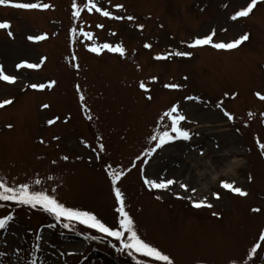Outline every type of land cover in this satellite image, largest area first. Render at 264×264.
Masks as SVG:
<instances>
[{
	"label": "rangeland",
	"instance_id": "1",
	"mask_svg": "<svg viewBox=\"0 0 264 264\" xmlns=\"http://www.w3.org/2000/svg\"><path fill=\"white\" fill-rule=\"evenodd\" d=\"M43 2L54 7L17 10L0 5V22H10L14 35L0 29V64L5 71L14 74L20 61L47 57L38 70H20L16 85L0 81V102L13 100L0 109V176L14 185L39 179L43 184L35 185L37 189H55L66 205L91 210L109 226H117L118 202L107 165L127 170L136 162L120 186L142 238L169 254L175 264H264V244L255 258L248 259L251 247L264 234V153L257 143V138L264 142V102L255 95L264 94V2L247 19L233 21L231 16L249 0H99L107 10L123 4L126 12L114 8L116 14L134 16L135 21H113L83 11L79 22L73 3L83 7L86 0ZM138 25H144L143 30ZM73 27L78 28L75 44ZM211 29L217 33L215 42H230L244 33L251 34V41L232 52L186 47V42ZM81 30L92 31L97 44L123 43L127 55L89 53L91 41L79 35ZM45 33L49 37L45 41L27 39ZM149 43L151 49L145 47ZM73 51L79 70L68 62ZM170 51H192L193 56L155 59ZM51 80L57 81L51 89L27 87ZM140 81L148 84L150 93L139 87ZM77 84L87 97L92 120L83 113ZM166 84L182 87L170 89ZM220 101L236 116L235 122L217 107ZM177 103L191 121L184 126L193 132L192 140L157 150L150 160L145 158L146 164L138 161L154 146L150 136L163 113ZM56 116L60 120L49 125L47 121ZM101 137L106 150L97 158L83 142L99 151ZM65 155L69 160L62 159ZM145 176L174 178L187 184L189 191H197L191 200L179 199L189 195L179 183L168 191L150 190ZM225 179L249 195L220 189ZM217 190L220 200L212 195ZM205 196L213 208L193 207L194 200ZM0 204L5 205L0 217L15 212L18 218L10 229L0 230V252L5 253L0 264L34 258L37 235H42L41 251L35 255L47 264H119L109 245L115 238L76 222L65 228L66 220L28 206ZM254 208L261 211L253 212ZM118 255L135 262L148 260L127 250Z\"/></svg>",
	"mask_w": 264,
	"mask_h": 264
},
{
	"label": "snow or ice",
	"instance_id": "2",
	"mask_svg": "<svg viewBox=\"0 0 264 264\" xmlns=\"http://www.w3.org/2000/svg\"><path fill=\"white\" fill-rule=\"evenodd\" d=\"M264 2V0H249L246 3V6H242L238 11H236L231 19L233 21L239 20L241 18H248L253 10L257 8L258 4ZM0 5L12 7L17 10H48L52 9L54 6L49 3H44L43 0L40 2H32V0H0ZM116 9L123 13L126 12V9L123 4H117ZM227 7V5H226ZM74 18L77 22L80 21L81 15L83 11H87L88 13H99L105 18H108L113 21H135L136 17L131 15H123V14H114L112 11L107 10L105 7L99 6V0H86L85 5L82 7L79 3H73ZM98 28H103L104 25H97ZM138 27L143 30L144 25H138ZM163 27V25H161ZM12 25L8 21L0 22V29L9 30V36L14 38L13 33L10 31ZM227 31V29H224ZM78 33V28L73 27L71 29V37L73 44L76 42ZM79 35L82 37H86L91 44L88 45V51L97 55H103L104 52L109 53H117L121 57H125L127 55L126 48L123 43L112 44V43H102L97 44L95 35L91 31H80ZM111 35L115 36L116 33H111ZM217 33L215 29H211L209 33L194 38L191 42H186V47L189 49H197L205 46H211L217 50H234L244 44L246 41L250 39L249 33L242 34L238 39L232 40L230 42H215L214 38ZM49 37L45 34H33L29 35L27 39L32 42H41L47 40ZM146 48L151 49L153 47L152 44H146ZM193 56L192 51H170L166 54L157 55L155 57L156 60H168L173 57H187L191 58ZM47 61V57H42L38 62H29L28 59H24L15 65L16 73L8 74L5 71V66L0 64V81L6 82L9 85H16L17 82L21 79L20 70H38L43 67L44 62ZM70 64H73V67L77 70L80 69V64L78 62L77 57L75 56V51H73L72 56L69 57ZM187 79V77H185ZM158 78L154 77L152 82H156ZM57 84V81L51 80L48 82H40V83H31L27 87L36 89L39 91H43L45 89L54 88ZM76 90L78 92L79 101L82 105V110L84 115L88 120L93 119V115L91 114V109L88 107L86 100L87 97L84 91L81 89V86L77 84ZM139 87L143 89L146 93L151 92V88L144 81L139 82ZM166 88L170 89H180L182 85L179 84H166ZM27 90V89H25ZM238 95V94H237ZM258 99L264 102V94L261 92H257L255 94ZM153 97L149 94L147 95V99L151 100ZM235 99V96L232 97ZM188 100H199L200 98L197 96H188ZM13 103L12 99H5L0 102V109L5 108L7 105H11ZM44 108H49L50 105L44 104ZM217 107L223 110V115L227 117L228 120L235 122L236 116L227 111L224 108V102L220 101L217 104ZM250 116L254 117L255 113H249ZM60 120L59 116H56L52 119H49L47 123L49 125H55ZM167 121V123L165 122ZM191 123L188 120L187 115L184 110L181 108L179 103L171 106L167 111L163 113L160 118L159 127L154 128L153 134L150 136V140L154 141L155 144L152 147H149L146 151L143 152L141 156L137 157L138 161H145V158L149 160L156 154L157 150L163 149L166 145L173 144L177 141H191L193 138V133L186 128L185 123ZM9 128L12 125H8ZM58 140L59 137H56ZM43 143V141H41ZM85 146L91 148L93 152H95L97 158L100 157L101 153L106 150V146L103 143V138H100V142L98 143L99 151L95 148H92L91 144H87ZM257 143L259 145V149L261 153H264V142H260V139L257 138ZM203 155V153H201ZM63 160H69L67 155L62 157ZM56 163V161H53ZM146 164V161H145ZM136 167V162H133L132 166L125 170L123 167L119 169L113 167L112 164L107 165V175L110 178V183L113 188L114 196L116 201L118 202V207L116 208V212L119 214V221L117 226H109L105 223L101 218H99L93 211L91 210H82L75 206L66 205L61 201L55 189H52L51 192L40 188L37 189L35 185L43 184V181L36 179L33 183L29 182H21L17 184H12L5 180L2 176H0V201L3 202H12L17 208L21 206H28L31 210L42 211L48 214L53 215L56 220H66L67 223L64 224L65 228H68L72 225L73 222H76L80 225H84L89 229H95L100 233L106 234L108 237L115 238L121 245V251L127 250L130 255L138 254L141 257L148 258V260L140 259L137 261V264H175L174 259L166 254L159 247L155 246L152 242L147 241L142 238V236L138 233V228L135 224L134 218L130 215L129 211L126 210V194L122 190L121 181L123 178L132 171V168ZM144 183L148 186V188L156 189L160 191H168L173 185L180 184V187L185 190V192H189L187 197L179 196V199H192L193 195L196 193V189L193 188L189 191V186L187 184L181 183L174 178H166L160 179L157 177L156 179H149L147 176L144 178ZM219 188L232 192L241 197H247L249 193L244 190L242 187L236 185L235 181H230L225 179L220 182ZM214 199H221V192L219 190L212 193ZM157 199H162V197H157ZM5 207L4 204H0V208ZM193 207L200 209L207 207L209 209L213 208L214 205L209 202L208 197L205 196L203 199L194 200ZM253 212L259 213L261 211L260 208L252 209ZM213 216L218 215L216 212L212 213ZM17 216L15 212H10L9 214L0 217V230H7L16 223ZM49 227L54 228L55 225H49ZM42 232V230H39ZM94 238V237H93ZM36 243L34 245V258L30 260L21 261V264H47V261L39 255H35L41 251V245L39 241L42 240V235H37L35 237ZM264 244V234H261L259 237V241L254 243L251 247L250 252L248 253V259L255 258L258 252L261 250V246ZM5 256L4 252H0V258ZM232 264H237L236 261H233Z\"/></svg>",
	"mask_w": 264,
	"mask_h": 264
},
{
	"label": "bare ground",
	"instance_id": "3",
	"mask_svg": "<svg viewBox=\"0 0 264 264\" xmlns=\"http://www.w3.org/2000/svg\"><path fill=\"white\" fill-rule=\"evenodd\" d=\"M259 6H257V8H258ZM257 8L256 9H254V11L253 12H255L256 10H257ZM251 40V39H250ZM244 45H242L239 49H241L242 47H243ZM238 49V50H239Z\"/></svg>",
	"mask_w": 264,
	"mask_h": 264
}]
</instances>
